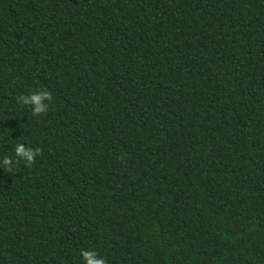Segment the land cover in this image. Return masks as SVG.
<instances>
[{
  "label": "trees",
  "instance_id": "16d2710c",
  "mask_svg": "<svg viewBox=\"0 0 264 264\" xmlns=\"http://www.w3.org/2000/svg\"><path fill=\"white\" fill-rule=\"evenodd\" d=\"M18 142L0 264H264V0H0Z\"/></svg>",
  "mask_w": 264,
  "mask_h": 264
},
{
  "label": "clouds",
  "instance_id": "9594fccd",
  "mask_svg": "<svg viewBox=\"0 0 264 264\" xmlns=\"http://www.w3.org/2000/svg\"><path fill=\"white\" fill-rule=\"evenodd\" d=\"M19 101L25 105H31L32 112L34 114H40L47 110V104L44 101L51 99V95L47 91H37L32 92L27 96L21 95ZM14 157L9 158L5 156L0 160V165L11 168L13 164L17 161H23L25 165H30L34 162L36 155L39 152V149H33L28 147L23 142H18L14 149ZM81 258L83 264H106L105 259L102 256H99L94 250H81Z\"/></svg>",
  "mask_w": 264,
  "mask_h": 264
}]
</instances>
